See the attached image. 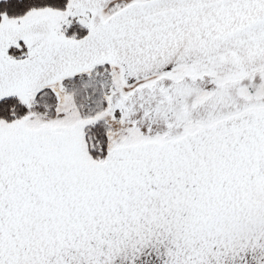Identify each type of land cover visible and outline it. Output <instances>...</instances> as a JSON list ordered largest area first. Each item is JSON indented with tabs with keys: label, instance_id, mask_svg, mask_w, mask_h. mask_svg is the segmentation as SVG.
I'll list each match as a JSON object with an SVG mask.
<instances>
[{
	"label": "snow or ice",
	"instance_id": "1",
	"mask_svg": "<svg viewBox=\"0 0 264 264\" xmlns=\"http://www.w3.org/2000/svg\"><path fill=\"white\" fill-rule=\"evenodd\" d=\"M0 264H264V0H0Z\"/></svg>",
	"mask_w": 264,
	"mask_h": 264
}]
</instances>
